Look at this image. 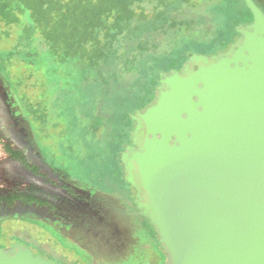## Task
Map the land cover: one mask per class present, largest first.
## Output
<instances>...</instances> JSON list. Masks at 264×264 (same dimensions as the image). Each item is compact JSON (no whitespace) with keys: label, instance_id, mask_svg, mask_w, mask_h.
Segmentation results:
<instances>
[{"label":"rangeland","instance_id":"1","mask_svg":"<svg viewBox=\"0 0 264 264\" xmlns=\"http://www.w3.org/2000/svg\"><path fill=\"white\" fill-rule=\"evenodd\" d=\"M257 2L264 9V0ZM215 4L216 1L210 3L207 0L192 3L194 11L186 15H199L203 24L195 29L193 43L181 49L185 50L182 52L185 53V60L175 62L170 69L184 66L191 59H204L220 52L194 45L212 34L214 22L211 23L208 13L214 11ZM143 7L150 16L151 5L144 3ZM159 22L152 15L141 31L152 33L150 35L154 37L162 30ZM168 34L169 31L164 40L152 48L155 53H135L133 67L127 69L132 72L128 77L110 76L115 79L113 85L108 86L110 91L102 92L101 88L98 94L93 95L100 99L105 112L112 107L116 114V120H112L111 134L108 133L110 124L104 118L98 123L93 121L94 110L88 108V90L85 84H81L82 90L80 88V80L90 77L87 59L93 53L92 46H87L89 49L84 62H76L78 67H85L81 74L75 68L59 65L56 76L49 81L53 87L52 93L46 92L45 96L50 103L46 126L51 140L47 141L48 147L45 146V139H37L29 128L27 116L15 93L20 88L15 84L11 86L8 75L13 76L16 71L23 73L30 63H37L38 78L43 83L48 82L46 65L50 62L41 64L42 60L40 57L38 60L35 52L33 57L31 54L28 57L19 56L6 70L0 67V245L9 246L13 244L10 243L12 239L20 238L36 245L32 247L36 254L47 257L52 252L69 264H170L164 250L161 251L158 238H151L158 234L150 224L152 255L140 257L139 254L135 255V246L128 248L127 243H131L134 236L139 235L144 243L149 235L136 219L125 216L126 213H137V195H130V201L116 195L123 193V197H128L123 188L131 185L127 175L128 163L123 155L128 153V147L132 149L128 135H131L135 124L133 114L144 107L139 98L148 96L149 100H153L150 85L160 69L161 61L164 63L169 57H175L174 49L181 46L177 33ZM118 45L115 43V47L118 48ZM126 48L133 50L132 43L127 44ZM113 63H107L105 67L108 75L114 72L109 68ZM118 64L113 68L118 71L117 74L124 73L121 64ZM67 73L74 74L75 79ZM40 90L29 89L35 93ZM55 123L59 124L58 127L52 126ZM94 130L99 131L97 138L92 135ZM42 152L55 166L45 163ZM59 165L63 168H58ZM117 229L121 232L118 233ZM124 243L127 245L125 251L119 252V246ZM145 243L149 245V242Z\"/></svg>","mask_w":264,"mask_h":264},{"label":"water","instance_id":"2","mask_svg":"<svg viewBox=\"0 0 264 264\" xmlns=\"http://www.w3.org/2000/svg\"><path fill=\"white\" fill-rule=\"evenodd\" d=\"M243 1L238 43L162 80L123 155L170 264H264V9ZM0 264L55 263L18 245Z\"/></svg>","mask_w":264,"mask_h":264},{"label":"trees","instance_id":"3","mask_svg":"<svg viewBox=\"0 0 264 264\" xmlns=\"http://www.w3.org/2000/svg\"><path fill=\"white\" fill-rule=\"evenodd\" d=\"M207 1L210 3L216 1L214 11L208 13L211 23L214 22L213 31L212 34L209 32L207 38H201V41L194 45L213 51L227 50L241 37L238 29L253 22V15L243 0ZM195 2L196 0H0L1 69L6 70V67H9L13 60H18L19 56L28 57L31 54L33 57L35 52L38 54V60L39 57L42 60L41 64H44V61L50 62L46 65L48 82L43 83V80L38 78L37 63L34 65L30 63V67L23 73L16 71L13 76L8 75L11 86L15 84L20 88L15 90V93L20 99L34 136L39 140L43 137L46 141L45 146L48 147L51 140L46 126L50 103L48 104L45 96L46 92L52 93L50 78L56 76L59 65L75 68L79 73L83 71L85 67H78L76 62L78 60L84 62L89 45L94 49L87 59L90 77L89 80H80V88L81 84H85L86 91L88 90L90 97L88 108L94 110L93 121L98 123L104 118L106 123L110 124L108 133L111 134L112 120H116V114L111 110L112 107L105 112L100 99L94 98L93 95L98 94L101 88L102 92L110 91L108 86L113 85L115 80L110 76L120 75L122 79L128 77L131 71L127 69L133 67L135 53L139 51L146 54L155 53L152 48L164 40L168 31V35L177 33L181 46L174 49L177 54L175 57H169L170 59L164 63L161 61L160 69L169 70L170 65L181 59L185 60V53H182L185 50H182L193 43L195 29L203 24L199 15L192 14L189 17L186 15L193 13L192 3ZM144 3H149L152 7L150 16L145 13V8H142ZM152 15L157 17L162 28L161 32L154 35L156 40L150 35L152 33L141 31ZM115 43L119 44L118 48L115 47ZM130 43L133 50L126 48ZM107 63H113L111 67L108 66L114 70L112 75L105 72ZM115 63L121 64L124 73L117 74L118 71L113 68L117 65ZM68 75L75 79L74 74ZM34 88H41V92L29 91ZM147 99L149 101V98ZM58 125L55 123L52 126ZM98 132L94 130L92 135L97 138ZM51 145L52 143L49 146Z\"/></svg>","mask_w":264,"mask_h":264},{"label":"flooded vegetation","instance_id":"4","mask_svg":"<svg viewBox=\"0 0 264 264\" xmlns=\"http://www.w3.org/2000/svg\"><path fill=\"white\" fill-rule=\"evenodd\" d=\"M258 4H260V3H258ZM263 7V6H262ZM229 51V49H227V50H224L223 52H217L216 54H214L215 56L217 55V54H219V53H223V54H225L226 52H228ZM222 54V55H223ZM214 55H212V56H208L207 58H212ZM188 65V62H186L185 63V65L184 66H180L179 68H175V69H170L169 68V70L168 69H166V70H163V69H159V70H157L156 71V75H155V78L153 79V81H152V84L150 85V91H151V95L153 96V100L152 101H147L146 99L148 98V96L146 97H143V98H139L140 100H141V103H143V105H144V107L143 108H141V109H139L138 110V112L137 113H135V114H133V117H136L137 116V114L138 113H142V112H145L146 111V109L147 108H149L150 106H152L153 104H155V102H156V100H157V98H158V95H159V93H160V91L161 90H165V89H167V87L165 86V85H163L161 82H162V80H164L167 76H171V75H173L174 73H179V74H183V73H185V71H186V66ZM146 98V99H145ZM136 124H137V121L135 120V124H134V126H133V130H131V132H130V134L131 135H129V146H132V148H135L134 147V143H133V140H132V133L134 132V131H136L135 130V127H136ZM128 140V139H127ZM128 141H126V143H127ZM123 146V145H122ZM127 146V145H126ZM125 146V147H126ZM124 147V148H125ZM43 153V157H44V159H45V163L47 164V165H49V166H55V163L51 160V159H49L48 158V155L47 154H45L44 152H42ZM58 168H63L61 165H59L58 166ZM123 172H124V175L126 176V174H125V168L123 169ZM124 189V192L126 193V194H128V197H123V196H125V194H123V193H121V194H116L117 195V197H119L120 199H124V200H128V201H130L129 200V197H130V195L132 196V195H134V194H136L137 195V190L133 187V186H128V187H126V188H123ZM143 201L144 202H146V199H143ZM135 207L137 208V204L135 205ZM137 213L136 212H134V213H126V215L125 216H128V217H130L131 219H138L139 221H140V224H141V227H143L144 229H145V231L147 232V234L149 235V239H148V241L146 240V238H145V240H144V243L142 242L141 244H142V246H141V251H140V253H139V256L141 257V256H145L146 254L148 255V256H151L152 255V253H150L151 251H152V249H151V242H150V237H151V231H149V228H150V226L148 225V224H150L149 223V221L145 218V217H143L142 215H141V212H140V210L137 208ZM136 217V218H135ZM148 221V222H147ZM151 225V224H150ZM118 226H121L120 224L118 225ZM147 226V227H146ZM117 232L119 233V232H121V230L120 229H117ZM104 233V232H103ZM128 234V233H127ZM126 234V235H127ZM158 238V235H156V237L155 236H152L151 238ZM134 239H133V241L131 242V243H127V244H129L128 245V248H132V246H135V236L133 237ZM153 238V239H154ZM17 239V240H16ZM160 241V239L158 238V241L157 242H159ZM145 242H149V245L147 246L146 245V243ZM10 243H13V244H10L9 246L8 245H0V250H3V251H5L6 253H9V252H11L16 246H18V245H21L23 248H29L32 252H33V254L35 255V256H40V257H42V258H44V259H46V260H48V261H52V262H54L55 264H69L67 261H65V260H63V258L62 257H59V255H53V253L52 252H49V254L47 255V257L46 256H43V255H40V254H36L35 252H34V250L32 249V247H36V245H34V244H31L30 242H28V241H23V240H21L20 238H15V239H12L11 241H10ZM134 245H133V244ZM160 246H161V251H162V249L164 250V253H165V249L163 248V246L160 244ZM126 247H127V245H126V243H124L121 247L119 246V252H121V251H125V249H126ZM38 248V247H37ZM145 252V253H144ZM166 256V255H165Z\"/></svg>","mask_w":264,"mask_h":264},{"label":"crops","instance_id":"5","mask_svg":"<svg viewBox=\"0 0 264 264\" xmlns=\"http://www.w3.org/2000/svg\"><path fill=\"white\" fill-rule=\"evenodd\" d=\"M136 218V217H135ZM136 220H137V223L138 224H140V221L136 218ZM139 221V222H138ZM158 238H159V236H158ZM141 239V237L138 235V236H135V248H136V250H135V255H137V254H139L140 253V251H141V246H142V241L140 240ZM160 239V238H159ZM165 255H166V257H167V261H168V255L165 253ZM168 264V263H167Z\"/></svg>","mask_w":264,"mask_h":264}]
</instances>
